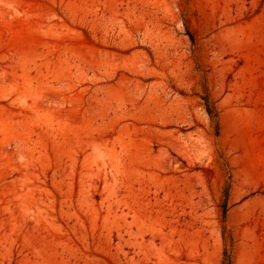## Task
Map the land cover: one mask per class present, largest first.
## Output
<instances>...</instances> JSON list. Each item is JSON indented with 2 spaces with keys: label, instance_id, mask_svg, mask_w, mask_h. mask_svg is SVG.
I'll use <instances>...</instances> for the list:
<instances>
[{
  "label": "rangeland",
  "instance_id": "1",
  "mask_svg": "<svg viewBox=\"0 0 264 264\" xmlns=\"http://www.w3.org/2000/svg\"><path fill=\"white\" fill-rule=\"evenodd\" d=\"M264 264V0H0V264Z\"/></svg>",
  "mask_w": 264,
  "mask_h": 264
},
{
  "label": "trees",
  "instance_id": "2",
  "mask_svg": "<svg viewBox=\"0 0 264 264\" xmlns=\"http://www.w3.org/2000/svg\"><path fill=\"white\" fill-rule=\"evenodd\" d=\"M222 264H231L229 257L227 254H224V259L222 261Z\"/></svg>",
  "mask_w": 264,
  "mask_h": 264
}]
</instances>
